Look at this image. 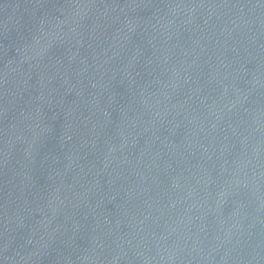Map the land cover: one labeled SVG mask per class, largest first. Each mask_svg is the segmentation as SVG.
Masks as SVG:
<instances>
[{
  "label": "water",
  "instance_id": "obj_1",
  "mask_svg": "<svg viewBox=\"0 0 264 264\" xmlns=\"http://www.w3.org/2000/svg\"><path fill=\"white\" fill-rule=\"evenodd\" d=\"M0 264H264V0H0Z\"/></svg>",
  "mask_w": 264,
  "mask_h": 264
}]
</instances>
